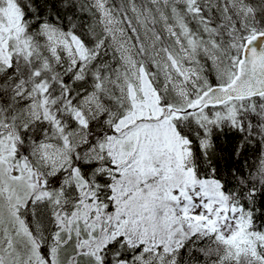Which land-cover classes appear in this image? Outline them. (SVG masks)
<instances>
[{"label": "snow or ice", "instance_id": "1", "mask_svg": "<svg viewBox=\"0 0 264 264\" xmlns=\"http://www.w3.org/2000/svg\"><path fill=\"white\" fill-rule=\"evenodd\" d=\"M0 264H264V0H0Z\"/></svg>", "mask_w": 264, "mask_h": 264}]
</instances>
